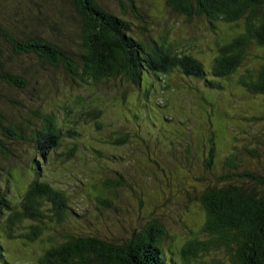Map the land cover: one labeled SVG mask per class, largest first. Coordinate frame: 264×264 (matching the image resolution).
I'll return each instance as SVG.
<instances>
[{
	"label": "trees",
	"instance_id": "obj_1",
	"mask_svg": "<svg viewBox=\"0 0 264 264\" xmlns=\"http://www.w3.org/2000/svg\"><path fill=\"white\" fill-rule=\"evenodd\" d=\"M162 1L221 31L208 60L183 52L166 24L153 28L155 16L134 0L119 9L102 0H22L29 7L18 12L0 0V264L28 254L35 264H264V132L251 129L248 142L223 156L213 148V131L206 148L182 147L181 131L170 128L174 108L167 99L152 104L175 79L211 111L233 87L264 100V0ZM48 74L69 83L66 103L50 102ZM123 84L143 92L133 111L126 108L138 130L99 135V95L123 100ZM257 111L244 120L261 128L264 110ZM131 138L166 149L186 175L198 168L192 199L200 213L188 240L169 238L152 203L138 198L134 210L123 206L127 163L97 164L121 161L107 150L119 151ZM75 160L96 166L90 175L81 169L88 205L74 204L67 184L53 178Z\"/></svg>",
	"mask_w": 264,
	"mask_h": 264
},
{
	"label": "rangeland",
	"instance_id": "obj_2",
	"mask_svg": "<svg viewBox=\"0 0 264 264\" xmlns=\"http://www.w3.org/2000/svg\"><path fill=\"white\" fill-rule=\"evenodd\" d=\"M12 8H16L13 12H18V9H24L25 6L29 7L27 2L21 3L22 0H6ZM107 6H115L117 9L120 8L122 0H102ZM140 7L148 8L147 14L150 11L152 16L155 18L152 20L154 24L153 28L159 25L166 24L170 28L171 36L176 37L179 40V47L187 54H192L198 59L208 60L212 54L210 49L213 47L214 41L218 35L215 33L219 32L214 28H210L203 21L198 20H187L182 15H176L169 11L163 4L162 0H134ZM24 2V1H23ZM145 11L144 13L145 16ZM145 21H149L148 18H144ZM47 73V72H46ZM54 73V72H53ZM49 75V74H48ZM54 82L50 98L54 103L63 104L68 101L71 87L69 83L63 81V77L58 75L54 77L53 74L48 76ZM191 86H194V81H189ZM119 83H117L118 85ZM158 83V87L159 88ZM169 91L163 90V100L159 97L160 95H154V101L152 104L162 106L161 101L166 99L175 110L176 124L171 125L170 128L181 131L177 143L181 144L182 147L193 146V148L209 146L207 139L211 131V140L213 141V148L217 151L219 156H223L229 153V146L239 147L237 145L245 144L249 141L247 138L249 134H252L250 130H254V133H263L264 125L254 127L250 125L244 118L250 114H258L264 110V100L255 98L241 92L238 88L233 87L229 90V95L223 97H216L214 111H211V106L206 104L204 101L199 99L198 95L194 92L183 87L181 81L175 79L169 82ZM127 85V89H123L121 93L124 95V99L120 98L114 100L110 99L106 95L99 98L101 100L102 120L104 122L103 129L105 131L97 132L99 135L115 131L117 128L124 129L126 132H132L137 129L138 125L135 124L132 117L126 112V108L130 111L137 101V95H141L143 92L137 91L134 85ZM126 88V87H125ZM107 89H110L107 87ZM114 89V88H113ZM111 90V89H110ZM159 90V89H158ZM190 91V92H189ZM110 92V91H108ZM79 94L83 95V89H79ZM209 98V97H208ZM209 100V99H207ZM136 101V102H135ZM132 104V105H131ZM127 109V110H128ZM254 110L255 112H251ZM165 112L167 113L166 109ZM214 115H216L214 117ZM209 119L213 122V127L209 123ZM261 123V122H260ZM165 123L160 126H164ZM128 125V126H127ZM159 126V127H160ZM129 128V130H128ZM165 128V127H164ZM151 146V145H149ZM104 147V146H102ZM253 147L251 141L250 148ZM105 148V147H104ZM108 148V147H107ZM145 147L138 139L135 141L133 138L130 140V144L125 146L121 150L108 149V153L118 154L120 157L118 163H108L103 160H99L97 164H101L104 167L108 165H122L127 163L124 167L122 166V174L128 179V184H125L121 191V199L123 206L129 210H134L135 205L138 201L146 200L149 203L157 206L159 214L162 215L165 226L168 230L169 238H173L176 241H185L191 238L188 232L189 228L196 230L195 220L198 219L200 210L197 203L193 202V197H196V188L199 187L195 183L194 176L195 170L198 168L194 167L190 173L184 174L185 171L181 168L174 159H171L166 149ZM194 148V149H195ZM225 153V154H224ZM117 156V157H118ZM84 162V161H83ZM80 160L73 162L72 168L63 173L64 170L53 173V178H56L57 182L64 183L69 187V193L71 194V201L79 205L87 204L88 198L84 194L86 185L84 178L87 176L81 171L84 169L89 175L92 174L96 166L93 167L88 163H83ZM155 162L160 164L163 170H159L155 165ZM92 163V161H91ZM193 164V162L191 161ZM91 168V170H90ZM125 168V169H124ZM182 169V170H181ZM110 173L108 170H104ZM73 172V173H72ZM86 173V174H87ZM18 180L19 178L15 176ZM52 177V176H51ZM11 180L10 177L7 176ZM28 178V177H27ZM33 179V177H31ZM138 181V184L135 183ZM24 181V173L21 172L20 180ZM87 190V189H86ZM173 194V197L169 202H166L167 198L165 195ZM138 195V197H137ZM151 200V201H150ZM158 203H161L160 205ZM164 203V204H163ZM161 212V213H160ZM198 221V220H197ZM185 224V226H183ZM166 245H170L167 243ZM167 247V246H165ZM23 252V251H22ZM168 256V255H167ZM22 261L18 264H35L30 254L21 255Z\"/></svg>",
	"mask_w": 264,
	"mask_h": 264
}]
</instances>
